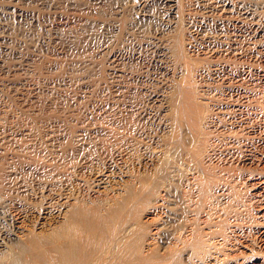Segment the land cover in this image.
Returning a JSON list of instances; mask_svg holds the SVG:
<instances>
[{"label": "bare ground", "instance_id": "1", "mask_svg": "<svg viewBox=\"0 0 264 264\" xmlns=\"http://www.w3.org/2000/svg\"><path fill=\"white\" fill-rule=\"evenodd\" d=\"M19 1L23 4V7L9 6L5 9L6 14L11 15V13H14L19 18L24 17L25 21H31V23L35 22V14L24 7L29 6V4L33 5V3L44 8L46 4L48 5L45 0L46 4L42 3L43 0ZM141 1L143 6L139 9L138 14H135L131 9L126 10L123 14L120 12V14L114 13L106 28L112 32L111 38L114 39L113 43L116 47L125 48V50L128 48L149 52L156 50L161 54L162 63L168 73H165L167 76L164 80L154 79L157 82L156 84H160L161 90L159 91H161L160 97L162 99L161 101L160 98L157 100L163 106L159 104L163 109L159 125L155 128L152 123V127L150 125V127H146L143 123L142 125L137 124V121L135 122V118L138 116L145 117L147 109L150 108L147 103V105L143 103L144 106L138 104L139 102L126 105L116 99L111 103L109 102L107 106H105L107 103L103 104L105 106L102 117V123L105 124L103 125L98 124L97 126V124L91 123L92 125H88L87 129L84 126L70 135L62 133L61 124H55L57 122L54 123L55 125H50L54 129V132H52L55 135L49 139L46 138L47 142L51 144L59 142L58 149L53 145L57 151H51L54 159L43 160L40 159L41 156L32 159L30 157L26 166L20 168L23 174L28 170L34 171L35 175L33 174L34 179H32L34 181L38 177L45 179L41 181L44 183L41 186L43 190L48 191L46 192L48 193L46 195L47 200L40 204L29 203L26 204L25 208H22L23 217L26 220L29 219L30 224L25 225L26 220H23L24 225H18V229L21 231L19 230V235L15 236L17 237L15 244L7 247L6 242L0 241V252L3 251L6 254L5 256L2 254L3 256L0 257V264H182L181 257L183 255L181 252L187 253V259L185 260V263L188 260L187 264L220 263L214 262V258L216 259L219 256L218 253H220L219 244L215 242L216 238L223 240V243L228 240L226 239L224 227L221 225L223 221L217 219L218 223L221 221L220 225L223 230L220 229V225L214 224L215 219L212 217L213 215H210L211 212L214 213L212 207H210L212 211L210 210V214H208L210 216L204 217V219L195 218L194 216H191V218L186 216L184 219L177 218V216L172 218L175 221L173 223H175L176 230L175 232L173 230V235L167 236L170 239L169 242L167 241L168 245L162 246V243L160 244L158 241V236L164 234L159 232L163 230L161 229L164 228L163 226H168L170 222L172 213L167 215L168 211L166 209L170 205L169 202L178 197L177 187L180 186L175 183V180L181 169L188 167L196 174L194 175L196 177H193L195 182L190 184L192 193L188 192L190 200L193 195L198 194L203 196L202 198L211 199L212 204L217 195L223 196L226 193L227 182H224L221 176L217 175L222 171L216 174L217 171L214 165L217 164L212 166V164H207L204 159L211 158V155L216 152H218V156L222 149H228L229 151L232 144L227 142L228 138L227 141L226 139L220 140L217 133L220 123V121L219 123L217 121L218 116H222L225 111L229 110H225L223 106V99L220 98L222 92L220 87H237L242 75L239 67L243 64H246L249 68L247 70L250 71L264 69V66L260 65V62L264 61V49L261 46V37L264 33V0H262L263 2L257 0H167L172 9L171 17L169 20L167 19V22L162 19L159 13L153 10L151 4L149 5V0ZM164 13L166 12L162 14ZM147 22H151L152 25H148ZM104 23L102 26H105ZM109 34L106 33V35ZM20 55L19 52L15 53L16 58L21 59ZM4 56H2L0 49V64H2ZM58 57L62 58V53H59ZM35 60L34 56H27L24 62L26 66H29ZM133 64L132 68L130 67L127 70L128 74L127 71L126 73H115L116 75L113 74L114 78L116 77L119 81L127 79L130 82V77L134 79V76H137V79H142L146 75L147 77L151 75L148 72L133 70ZM122 66L125 67V64ZM60 67L59 64H56L54 69ZM1 68H3L5 74H11V70H4L3 66ZM38 68L42 69L44 67L40 65ZM160 71L158 72L160 73ZM14 73L12 74L15 75ZM153 73L155 72L153 71ZM156 75L153 77H156ZM161 76L163 77V75ZM217 76L221 78V86L215 82L214 78ZM135 83L138 84V82ZM122 84L124 83L122 82ZM131 84L133 83L131 82ZM24 86L26 87L25 82H21L19 85L14 82V84L8 85L7 89H10V92L13 93L24 94L22 92L26 89ZM0 87H2V84H0ZM118 87L120 86L118 85ZM34 88L37 91L39 90L34 86L32 89L31 87L28 88L30 91L26 89L29 93L26 94V92L25 96L27 95L26 97L29 100H35L37 97L33 94L35 92ZM125 89V87L115 89V92L122 93ZM126 90L128 91V88ZM17 93L16 97L18 96ZM156 95L152 98L155 99ZM256 101L259 102L258 99ZM234 105L236 106L234 110H240L243 104L240 105L239 101L235 100ZM2 134L1 131L0 135ZM7 137L9 138V136ZM100 140L102 141L99 143L101 148L104 149L103 151H109V157L115 155L121 157L119 163L115 164L116 161L114 162L112 158H106L104 162H101L103 159L100 160L99 157L95 156L94 152L100 146L97 144ZM94 141L95 145L91 146ZM89 150L90 152H88ZM91 152L93 155H91ZM142 153L154 159L152 170L140 171L135 169V162L140 159ZM214 158H216V155ZM210 162L211 160L208 161V163ZM8 172L10 174L12 170L10 169ZM223 177L226 176L223 175ZM12 181L10 177L1 183L4 187L8 183L12 184ZM225 181L227 180L225 179ZM16 184L20 189L26 187L25 180L22 177ZM183 193H180L179 198L186 199L184 194L187 193ZM263 202L260 205L262 210H264ZM147 207L154 209V211L165 209V212H163L166 214V216L164 214L161 217L154 213L156 217L153 216L152 221L156 227L148 232L149 227H145L142 222L136 220L137 216ZM160 220L162 222H159ZM227 220H225V223ZM177 224H183L182 228L189 231V239L187 237L188 231L186 234L182 231L177 233ZM215 227L217 228L215 229ZM166 234L168 235V232ZM237 240L239 241V238ZM259 240H264V238ZM243 243L247 245L245 241ZM257 264H264V259Z\"/></svg>", "mask_w": 264, "mask_h": 264}, {"label": "rangeland", "instance_id": "2", "mask_svg": "<svg viewBox=\"0 0 264 264\" xmlns=\"http://www.w3.org/2000/svg\"><path fill=\"white\" fill-rule=\"evenodd\" d=\"M45 1L46 3H48L47 5L44 0L42 1V3L44 2L46 4L45 8L41 6V8L38 7V4L36 3H33V5L31 4L32 6L29 4V6L26 5L24 7L25 9L29 10L30 12H34L35 14V22L31 23V21H25L24 17L19 18L14 13H11V15L6 14L5 9L9 6L23 7V4L19 0H0V28L1 26H3L0 30V49L2 51V56L5 55L3 61L1 62L2 64H0V84H2V87H0V134L1 131L3 133V136L0 135V241L6 242L7 247L17 242V237L15 236L19 235L20 229H18V225L23 226L25 224L28 226L30 224L29 219L26 220V218L23 217V213L21 212L22 208H25L29 203L40 204L47 200L46 195L48 193L46 192L48 191L43 190L41 186L44 185V183L41 182L44 178L38 177V179H35L34 181L32 180L34 179L33 176L35 175L34 171L28 170V172H24L23 174L20 168L26 166L27 162L30 160V157L31 159L39 158V156H41L40 159L43 160H48L49 158L54 159L51 155V151H57V145H59V142H54V144L47 142V139L55 135L53 134L54 129L53 127H51L52 124H61V132L67 135L76 133V131L84 126L85 129H87L88 125H92L94 123L97 124V126L98 124L103 125L105 124L104 122L102 123L103 113L105 112L104 108L108 105L109 102L111 103L115 99L121 101L122 103H125L126 105L139 102L138 104L144 106L147 103L150 108L147 109L145 117L135 116L137 117L135 118V122L137 121V124L143 123L146 127H152L153 123L155 128H157L156 126L159 125V120L163 114V106L160 103L162 99L160 97L161 91H159L161 90V88L160 84H156L157 82L155 81L158 80V78V81H161L162 79L164 80V78H166L165 76H167V74L165 73H168L166 71V67H164L162 63L161 54L156 50H151L149 52L145 50L136 51L128 48L125 50L124 47V49L116 47L113 43L114 39L112 40L111 38L112 32L110 31V29L107 30L106 28L114 13L123 14L126 10L128 11L131 9L135 14H138L140 12L139 9H141V6H143V2L141 0ZM152 1L153 0H149V5L151 4L153 10L156 13H159L162 19L167 22V19L169 20L171 17L172 10L170 8L171 6L169 5V2L167 0H154L153 3ZM257 1L260 2L262 0ZM163 12L166 13L162 14ZM72 18H74V21L72 20ZM103 22H105V26H102ZM147 24L152 25L151 22H147ZM105 30H107V32H105ZM110 32L111 34H109ZM106 33L109 35H106ZM263 39L264 33L261 37V46H263L262 48L264 49ZM114 46L116 49L114 48ZM3 51H5L7 54ZM16 52H19V54H21V59L15 57ZM59 53H62V58L58 57ZM27 56H34L36 58V60L31 62L29 66H26V63L24 62V59ZM131 57H133L134 59H131ZM135 63L138 65H136ZM260 63V65L264 66V61H261ZM56 64H59L61 67L59 69H54L56 67ZM124 64L125 67L122 66ZM132 64L133 70L148 72L151 75L149 77H147L146 75L142 79H137V76H134V79L133 77H130V82L127 79H123L125 82L120 80V84L119 79H117L116 77L114 78V75H116L115 73H126V71L130 67L132 68ZM159 64H161L162 66ZM40 65H42L44 68H38ZM139 65L141 66L139 67ZM243 65L239 67V70L241 72L240 74L242 75L239 79L240 81L237 87H222V90V88L220 87V84H222L221 78L218 76V78H214L215 82L220 85L219 87L222 91L220 94V98L223 99V106L225 110L229 109L228 111H225L222 116H218L217 121L218 123L220 121V123L217 128V133L219 134L220 140L226 139L227 141L228 138L227 142H230V144L232 143L233 146L232 144L230 145L229 151L228 149H222L221 151L223 152H219L220 157L219 155L217 156L218 152H216L214 155H211V158L204 159L206 160L205 162H207V164H212V166L214 164H217L214 165V168H216L217 171L216 174L222 171L217 175H220L224 182H227L226 187L228 191L226 189V195L224 194L225 196L217 195V193L214 192L217 195L216 199L213 201L214 205L213 203L211 204V199L202 198L203 196H200L198 194H195L197 197L193 195V201H191L192 199L190 200L189 193H192V186L190 184H192V182H195L193 177H196L194 176L196 174L193 170L188 169V167L181 169V172H178L179 174L177 173V181L175 180V183L179 184L180 186L177 187L178 197L177 199H173L172 202H169L170 205L166 209L168 211L167 215H171L172 213V215L170 216L171 223L169 222L168 226H163L164 228H161L163 230H160L159 233L161 234L163 232L164 234L158 236V241L160 242V244L162 243V246L168 245L170 239L167 236L173 235L176 230L175 223H173L174 219H172L176 218V216L177 218L180 217L183 219L186 216L188 218L194 216L195 218L197 217L200 219H204V217L207 218V216L213 215L212 217L216 221L215 222L213 219L214 224L217 223L218 225H220L221 221H223L221 225L224 227L226 239L228 240L227 242L225 241V243H223V240H221L220 238H216L215 242L216 244H219L218 247L220 253H218L219 256H217L216 259L214 258V262H220L218 264H257L258 262H260V260L264 259V240H259L264 238V210H262L260 207V205L264 201V69H255L256 71L253 69L250 71L247 70L249 68L246 66V64ZM2 66L4 67V70H11V74H5L3 68H1ZM24 68L26 69L25 71L23 70ZM163 69L165 70L162 71ZM153 71L155 73H153ZM158 71H160V73ZM14 72H16L17 74H15ZM12 73H14L15 75H13ZM155 74H157L156 77H153L155 76ZM161 75H163V77ZM151 77L153 78L151 79ZM61 81L63 82L62 85H65L64 88H62L63 86L61 85ZM153 81L155 82V84H153ZM14 82L18 85L21 82H25L26 87H24L26 89H30V87L32 89L33 86L39 88V92L34 88L35 92L38 93L37 94L33 92V94L37 96L35 100H29V98L26 97L27 95L25 96L26 92V94L29 93L28 91H26V89L22 91L24 92V94H20L19 92H10V89L8 90L7 86L14 84ZM122 82L125 85L122 84ZM131 82L134 85L131 84ZM135 82H138V84ZM118 85L120 87H118ZM153 86L156 87L153 88ZM50 87L51 89H49ZM123 87H125L126 89L128 88V91L125 89L122 93L118 92L119 94L115 92L119 88ZM16 93L19 97H16ZM21 95L23 96V98H21ZM155 95L156 98L153 99L152 97H155ZM159 98L160 101L157 100ZM256 99H258L259 102H257ZM235 100H238L240 105L243 104L241 105L240 110H234L236 109V106L234 105ZM143 103L145 104L143 105ZM103 104L106 105L104 106ZM100 113L102 114V116ZM35 128L37 129V131ZM3 131L5 132V135ZM6 135L9 136V138ZM101 140L97 143L98 145H100L99 143L103 141ZM97 141L98 139L96 140V142ZM53 145L56 146L57 149ZM94 145L95 141L91 143V146ZM100 148L101 145L98 146V149L96 150V152H94V154L96 157H99L98 159H103L101 162H104L106 158H112L114 162L116 161L115 164L121 161V157L119 155L109 157V151H103L104 149ZM88 152H90V150ZM91 155H93V153ZM215 155L216 158H214ZM209 159L211 160L210 163H208V161H210ZM138 161L135 162V169L140 171H150L153 169L154 159L145 156L144 153L140 155V159ZM8 167L12 170V173L10 174L8 172L10 170ZM223 175L226 177L224 178ZM10 177L12 178L13 183L10 184L11 182L9 181L10 183H8V185L6 184V186L3 187V181H6V179H9ZM21 177L24 178L26 187L20 189L18 188L19 186H17L16 183ZM225 179L227 181H225ZM37 182L39 183L37 184ZM39 184L41 187L39 186ZM6 189L7 191H5ZM182 192L187 193V196L183 193L186 199L179 198L180 193ZM210 207H212L211 209H213L214 213H209V211L211 210ZM163 211L165 212V209L154 211V209H149V207H147L137 216L136 220L142 222L145 227H149V229H147L148 232L156 227L152 221L153 216L156 217L155 214H157L163 217L165 214ZM197 213L199 214V216ZM217 219L221 220L220 223H218L219 221H217ZM23 220L26 221L24 222ZM225 220H227L226 223ZM159 222L162 221L160 220ZM221 225V228H218L223 230ZM182 226L183 224H177V233L179 231L181 233L182 231V233L186 234L188 230L183 229ZM216 228L217 227H215V229ZM167 232L168 235L166 234ZM189 234L190 233L188 231V239ZM238 238L239 241L237 240ZM244 241L247 245L243 243ZM2 254L4 256L6 255L2 251L0 252V257L3 256ZM181 254L183 255L181 257V263L187 264L188 260L185 263V260L187 259V253L181 252Z\"/></svg>", "mask_w": 264, "mask_h": 264}]
</instances>
